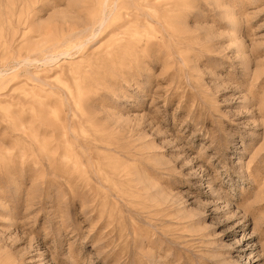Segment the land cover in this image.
Segmentation results:
<instances>
[{
  "label": "rangeland",
  "instance_id": "obj_1",
  "mask_svg": "<svg viewBox=\"0 0 264 264\" xmlns=\"http://www.w3.org/2000/svg\"><path fill=\"white\" fill-rule=\"evenodd\" d=\"M0 264H264V0H0Z\"/></svg>",
  "mask_w": 264,
  "mask_h": 264
}]
</instances>
